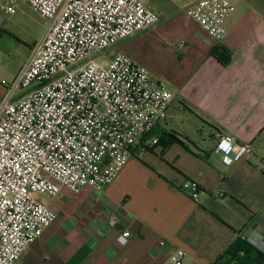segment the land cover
Returning a JSON list of instances; mask_svg holds the SVG:
<instances>
[{"label":"built area","instance_id":"2783aa9c","mask_svg":"<svg viewBox=\"0 0 264 264\" xmlns=\"http://www.w3.org/2000/svg\"><path fill=\"white\" fill-rule=\"evenodd\" d=\"M22 1L48 24L17 77L2 81L0 264H17L55 221L41 195L54 198L62 189L77 194L85 187L104 194L128 159L158 145L150 134L166 121L174 100L167 85L130 56H108L111 47L159 22L158 11L144 0ZM173 1L221 40L237 0ZM16 2L0 0V10L14 14ZM211 146L226 167L256 153L228 133ZM118 224L112 215L108 225ZM131 236V225L124 226L117 246H126ZM246 238L264 251L262 237ZM153 250L172 264H184L187 255L164 237Z\"/></svg>","mask_w":264,"mask_h":264},{"label":"crops","instance_id":"0c3cea01","mask_svg":"<svg viewBox=\"0 0 264 264\" xmlns=\"http://www.w3.org/2000/svg\"><path fill=\"white\" fill-rule=\"evenodd\" d=\"M144 2L159 15V8L171 17L175 13L169 0L159 6ZM235 3L221 40L178 9L199 29L174 46L180 59L169 87L174 100L160 127L175 132L188 147L174 144L162 153L157 146L130 158L102 195L91 187L77 194L62 189L54 198L41 195L56 219L17 264H172L153 252L159 237L186 252L184 264H213L239 233L264 241V11L249 0ZM35 44L16 66L0 51V102L7 92L2 81L17 77ZM220 47L232 54L228 66L212 54ZM137 56L134 61L155 78ZM186 111L198 121L196 135L179 124ZM224 133L252 144L255 156L224 166L211 146ZM112 215L119 220L116 228L108 225ZM126 225L132 236L119 248L116 240Z\"/></svg>","mask_w":264,"mask_h":264},{"label":"rangeland","instance_id":"374dc122","mask_svg":"<svg viewBox=\"0 0 264 264\" xmlns=\"http://www.w3.org/2000/svg\"><path fill=\"white\" fill-rule=\"evenodd\" d=\"M153 1L155 4L157 2L159 6L160 3L167 0ZM169 1L171 4L173 3L172 12H175L172 17L159 8L160 20L157 24L142 31L138 37H130L124 42L121 41L120 45L111 47L108 56H112L117 51L121 52V49L125 47L128 48L130 53L126 52V54L132 59L133 55H139L140 57L137 56V58L150 68L156 80L164 82L170 90L173 87L170 86L172 85L171 78L177 74L180 65V59L177 58L174 46L179 43L181 38H186L187 33L194 32L199 28L194 22L188 20L189 18L185 13L178 12V9L181 11V8L185 10L182 5L173 2V0ZM249 1L264 11V0ZM47 24L46 18L22 0H17L14 14L6 15L0 10V25L4 26V31L0 34L1 55L8 60L11 66L24 62L28 57L29 48L41 38ZM145 35H148L147 37L151 35L154 37L155 35L156 38H147ZM105 63H107L106 60ZM141 66L145 67L144 65ZM183 114V120H180L179 124L196 135L194 126L197 125V119L187 111Z\"/></svg>","mask_w":264,"mask_h":264},{"label":"trees","instance_id":"16d2710c","mask_svg":"<svg viewBox=\"0 0 264 264\" xmlns=\"http://www.w3.org/2000/svg\"><path fill=\"white\" fill-rule=\"evenodd\" d=\"M212 54L223 66H228L232 60V54L226 48L215 49ZM150 136L158 138L157 146L162 147V153L174 144L188 147L175 132L165 128L157 127ZM154 148L151 147L149 150ZM213 264H264V252L250 243L246 236L239 233L233 243Z\"/></svg>","mask_w":264,"mask_h":264}]
</instances>
